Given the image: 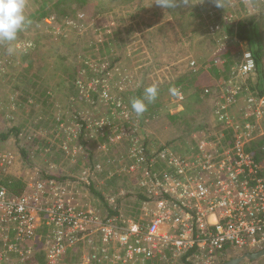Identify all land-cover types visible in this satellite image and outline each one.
Instances as JSON below:
<instances>
[{
    "label": "rangeland",
    "instance_id": "obj_1",
    "mask_svg": "<svg viewBox=\"0 0 264 264\" xmlns=\"http://www.w3.org/2000/svg\"><path fill=\"white\" fill-rule=\"evenodd\" d=\"M221 3L177 0L176 8L162 9L157 0H26L30 24L13 42L14 54L0 45V134L20 132L0 140V152L16 155L14 176L24 191L28 184L57 177L84 209L108 215L109 206L123 218L140 217L144 193L138 176L127 171L129 149L141 144L152 156L163 148L190 153L192 136L215 124L211 100L200 89L244 82L230 73L247 44L228 38L227 24L256 17L264 45V0ZM254 77L246 79L247 88ZM153 84L158 98L138 117L130 102ZM104 89L127 108L103 100ZM249 98H238L237 117ZM77 116L103 128H86L80 137ZM169 116L178 118L172 123ZM117 135L122 139L113 142ZM40 255L31 264H41ZM83 255L82 249L71 251L60 264H78ZM246 255L231 251L219 264ZM189 262L170 257L148 264ZM253 262L262 264L264 257Z\"/></svg>",
    "mask_w": 264,
    "mask_h": 264
},
{
    "label": "built area",
    "instance_id": "obj_2",
    "mask_svg": "<svg viewBox=\"0 0 264 264\" xmlns=\"http://www.w3.org/2000/svg\"><path fill=\"white\" fill-rule=\"evenodd\" d=\"M190 66L196 71L195 62ZM255 71L246 51L230 73L244 80L241 85L202 90L215 124L192 136L195 146L187 155L163 148L152 156L132 145L127 171L138 176L145 201L137 219L84 209L70 186L54 181L28 184L13 195L7 184L16 179L17 157L0 152V264H31L40 254L46 264H60L80 249L78 264H148L170 257L219 264L231 251H263L264 165L249 149L264 137V98L245 86ZM241 94L250 98L237 117ZM177 96L183 97L180 91ZM103 100L127 108L109 89ZM93 126L103 128L99 122L86 128Z\"/></svg>",
    "mask_w": 264,
    "mask_h": 264
},
{
    "label": "trees",
    "instance_id": "obj_3",
    "mask_svg": "<svg viewBox=\"0 0 264 264\" xmlns=\"http://www.w3.org/2000/svg\"><path fill=\"white\" fill-rule=\"evenodd\" d=\"M72 1L80 4L81 2L85 0H72ZM47 14L48 13L46 12L45 15ZM82 14L83 13L79 12L78 17L81 16ZM211 14L213 15V13ZM50 18L51 17L46 16V20ZM257 20L258 19L256 17H251L249 19L242 20L238 23H234L233 25L227 24L228 27L226 28V31H224V33H226L225 35H227V37L230 38L231 40H237L240 43L247 44V51H249L252 54L254 62H255V69H256L255 74H254L255 81L252 82V84L250 85L251 88H249L250 89L249 91L253 93L257 98H264V45H263L262 40L260 39L261 33L259 29V22ZM229 66L227 68L224 67L226 68L225 71L229 70ZM181 83H182L181 80H178V82H176V85L182 86ZM178 88L181 89L182 87H178ZM205 88H208V87L201 88L200 90L202 91ZM137 91L139 90H136L135 93ZM177 118H178L177 116H169V119L171 120L172 123H175ZM77 121H78L77 123L81 125L80 126V132H81L80 137H84L86 135L85 130H86L87 122L84 118L79 117V116H77ZM12 133H15L14 135L17 138L20 136L19 130L12 129L10 132L0 134V140L2 141L8 140L11 137ZM33 140L34 142H36V140L38 139H33ZM249 150L251 151V153L255 155V157L259 160L260 163H263L264 162V137L256 141L255 143H253ZM47 181H54L60 184L64 182L65 179H61L57 177H49ZM7 187L10 190V192H12L13 195H19L24 191V183L16 179H13L11 183L9 182V184H7ZM94 195L100 196L96 192H94ZM107 212L110 217L118 215L117 212L110 209L109 206H108ZM255 253H258V252H253L249 254H255ZM43 260H44L43 256L40 255L41 264H45ZM247 263L252 264V262H247Z\"/></svg>",
    "mask_w": 264,
    "mask_h": 264
},
{
    "label": "clouds",
    "instance_id": "obj_4",
    "mask_svg": "<svg viewBox=\"0 0 264 264\" xmlns=\"http://www.w3.org/2000/svg\"><path fill=\"white\" fill-rule=\"evenodd\" d=\"M185 3L188 0H184ZM217 7H221V0H214ZM157 6L162 9L176 8L177 0H157ZM26 0H0V45H8L6 51L14 54L13 42L17 40L30 21L25 15ZM171 95H176V89L170 88ZM159 95L158 86L153 84L144 88L142 98H133L131 108L139 117L147 111L148 104L154 103Z\"/></svg>",
    "mask_w": 264,
    "mask_h": 264
},
{
    "label": "water",
    "instance_id": "obj_5",
    "mask_svg": "<svg viewBox=\"0 0 264 264\" xmlns=\"http://www.w3.org/2000/svg\"><path fill=\"white\" fill-rule=\"evenodd\" d=\"M264 257V250L255 254H249L246 256H243L240 259L232 260L230 262H227L226 264H240L244 259H247L248 261H256L258 259H261Z\"/></svg>",
    "mask_w": 264,
    "mask_h": 264
},
{
    "label": "crops",
    "instance_id": "obj_6",
    "mask_svg": "<svg viewBox=\"0 0 264 264\" xmlns=\"http://www.w3.org/2000/svg\"><path fill=\"white\" fill-rule=\"evenodd\" d=\"M140 208V211H141V206L139 207ZM121 213V212H120ZM121 215H123L122 213H121ZM249 262H253V261H249ZM243 262H241L240 264H242Z\"/></svg>",
    "mask_w": 264,
    "mask_h": 264
}]
</instances>
